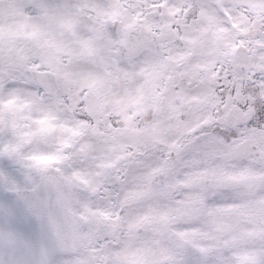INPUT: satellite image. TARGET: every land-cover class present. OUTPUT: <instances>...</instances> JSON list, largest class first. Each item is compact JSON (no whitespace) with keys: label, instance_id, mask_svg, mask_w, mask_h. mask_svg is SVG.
I'll use <instances>...</instances> for the list:
<instances>
[{"label":"clouds","instance_id":"obj_1","mask_svg":"<svg viewBox=\"0 0 264 264\" xmlns=\"http://www.w3.org/2000/svg\"><path fill=\"white\" fill-rule=\"evenodd\" d=\"M0 264H264V0H0Z\"/></svg>","mask_w":264,"mask_h":264},{"label":"snow or ice","instance_id":"obj_2","mask_svg":"<svg viewBox=\"0 0 264 264\" xmlns=\"http://www.w3.org/2000/svg\"><path fill=\"white\" fill-rule=\"evenodd\" d=\"M12 101H9V104H11ZM45 121H40V123H44ZM49 127H52L51 125H49ZM38 160V162H43V163H48L51 160L55 159L54 157H37L36 158Z\"/></svg>","mask_w":264,"mask_h":264}]
</instances>
